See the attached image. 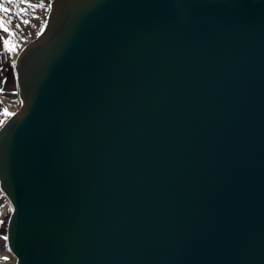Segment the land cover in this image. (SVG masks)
<instances>
[{
	"label": "water",
	"instance_id": "obj_1",
	"mask_svg": "<svg viewBox=\"0 0 264 264\" xmlns=\"http://www.w3.org/2000/svg\"><path fill=\"white\" fill-rule=\"evenodd\" d=\"M17 60V264H264V0H55Z\"/></svg>",
	"mask_w": 264,
	"mask_h": 264
},
{
	"label": "bare ground",
	"instance_id": "obj_2",
	"mask_svg": "<svg viewBox=\"0 0 264 264\" xmlns=\"http://www.w3.org/2000/svg\"><path fill=\"white\" fill-rule=\"evenodd\" d=\"M33 2L39 3L41 2V0H33ZM48 2H51V0H49ZM12 8V16L15 17L17 23H20V18L15 16V13L17 11L15 4L10 5ZM23 7V5H21ZM50 11H44V10H31L29 9L28 14L26 16L23 17V19H28L31 21V24L29 25H23L25 28H27V30H29V34H28V38L29 40H27V42H25V44L23 45V47L17 52L16 56L14 57V59L11 58V60H3L2 61V65H0L1 67H4V65L6 66L5 68V74L8 76H12L15 79V84H16V90H18V95H17V99H13L11 100V98L6 97L5 96H1L0 99L3 101V105L5 106V108L8 110V112L13 113V115L22 107V97H21V87H20V83H19V73L17 70V63H18V58L21 54V52L25 49V47L30 44L36 37H38L40 34H42L47 26V22L49 19V15H50ZM1 14V13H0ZM37 17H39V19H37ZM6 57V56H5ZM12 64V65H11ZM10 72V74H9ZM1 74V72H0ZM4 76V75H1ZM4 88L6 89V87L4 86ZM8 96V95H6ZM13 115H8L5 116V118L3 119V125H0V130L2 129V127L7 123V121L13 116ZM2 198H4L6 204L5 205H1V200ZM3 202V201H2ZM15 210V205L11 199V197L8 195V193L5 191V189L2 187V183H1V179H0V212H4L3 216H6L5 213H7V211H9V216L5 217L7 218V230H6V234L8 236V240L5 241L2 239V237L0 238V245L5 244V251L4 254H6L8 257L9 256H13L14 260L12 261L13 264H17L18 260H19V256L16 255L15 251L12 249V247L10 246V242H9V225H10V221H11V217L12 214Z\"/></svg>",
	"mask_w": 264,
	"mask_h": 264
},
{
	"label": "snow or ice",
	"instance_id": "obj_3",
	"mask_svg": "<svg viewBox=\"0 0 264 264\" xmlns=\"http://www.w3.org/2000/svg\"><path fill=\"white\" fill-rule=\"evenodd\" d=\"M55 0H51V2H41L36 3L33 0H0V13L8 14L9 18L5 19L3 15H0V33L4 35H0V41H2L3 48L8 53H13L18 48V44L14 42V38L17 35V32L14 28H20L22 25H29L31 21L28 19H23L24 16L28 14L29 9L31 10H44L49 11L53 8ZM15 4L17 9L15 16L20 18V23H15V20L12 18V9L6 5ZM23 5V7L21 6ZM39 19V17H37ZM46 27V25H45ZM8 37V38H5ZM7 83V81H5ZM3 89H0L2 92ZM15 94V93H13ZM5 115H13V113L8 112L7 109L4 110ZM3 121H0V125H3ZM5 222L0 220V226H2ZM3 240L7 241L8 236L4 235L2 237ZM4 260H8L9 257H3Z\"/></svg>",
	"mask_w": 264,
	"mask_h": 264
},
{
	"label": "rangeland",
	"instance_id": "obj_4",
	"mask_svg": "<svg viewBox=\"0 0 264 264\" xmlns=\"http://www.w3.org/2000/svg\"><path fill=\"white\" fill-rule=\"evenodd\" d=\"M48 1L49 0H44V2H46V3ZM6 6L11 8L10 5H6ZM0 15H3L5 19L9 18L8 14L1 13ZM12 18L15 20V23H17L15 17L12 16ZM14 30L17 32V35L12 39H14V42H16L18 44V48L16 49L15 52L8 53L4 50L2 41H0V65H2L3 60L8 61V60H11V58L14 59L17 52L23 47L25 42H27V40H29V38H28L29 30H27V28H25L23 25L20 28H14ZM0 35H4V34L0 33ZM5 38H8V37H5ZM5 68H6L5 65H4V67L0 66V72H1V74H0V89H3V91L0 92V97L5 96V98L9 97V98H11V100H13V99L15 100V99H17V95H18V90H16V84H15L16 81H15L14 77H12L11 75L8 76L5 74ZM9 74H10V72H9ZM1 75H4V76H1ZM5 81H7V83H5ZM4 86L6 87V89L4 88ZM13 93H15V94H13ZM6 95H8V96H6ZM3 104H4L3 101L0 99V121H3L5 116H8V115L4 114V110L6 108ZM4 200L5 199L2 198L1 205L6 204V202ZM2 213L4 214V212H0V220H3L5 223L2 226H0V238L6 234V230H7V220L6 219L7 218H5V217H8L10 214L9 211H7V213H5L6 216H3ZM3 251H5L4 242L2 245H0V264H13L12 261L14 260V257L9 256L8 260H4L3 257H5L7 255L4 254Z\"/></svg>",
	"mask_w": 264,
	"mask_h": 264
}]
</instances>
